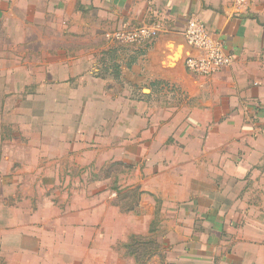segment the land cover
I'll use <instances>...</instances> for the list:
<instances>
[{
  "label": "crops",
  "instance_id": "0c3cea01",
  "mask_svg": "<svg viewBox=\"0 0 264 264\" xmlns=\"http://www.w3.org/2000/svg\"><path fill=\"white\" fill-rule=\"evenodd\" d=\"M193 17L234 57L211 78L184 67ZM152 23L163 29L148 46L105 38ZM0 95L36 103L42 141L61 145L76 142L73 127L94 118L88 111H102L95 119H110L131 142L138 121L159 123L178 105L180 142L199 144L204 126L209 142L225 143L212 156L224 154L231 191L210 201L209 246L180 264H264V0H0ZM197 153L189 157L199 175Z\"/></svg>",
  "mask_w": 264,
  "mask_h": 264
},
{
  "label": "rangeland",
  "instance_id": "374dc122",
  "mask_svg": "<svg viewBox=\"0 0 264 264\" xmlns=\"http://www.w3.org/2000/svg\"><path fill=\"white\" fill-rule=\"evenodd\" d=\"M36 105L0 95V264H138L130 242L157 251L146 264H180L209 246L210 201L231 193L224 154L212 156L224 142L204 126L199 144L180 142L178 105L159 123L138 121L135 141L93 110L73 127L76 142H43Z\"/></svg>",
  "mask_w": 264,
  "mask_h": 264
},
{
  "label": "built area",
  "instance_id": "2783aa9c",
  "mask_svg": "<svg viewBox=\"0 0 264 264\" xmlns=\"http://www.w3.org/2000/svg\"><path fill=\"white\" fill-rule=\"evenodd\" d=\"M162 29L160 23L136 28L126 25L119 30L106 33L105 38L109 42L123 46H144L157 38ZM184 36L188 45L199 52L185 62L186 70L191 75L211 78L233 64L234 57L226 51L223 43L199 18L193 17L188 21Z\"/></svg>",
  "mask_w": 264,
  "mask_h": 264
},
{
  "label": "trees",
  "instance_id": "16d2710c",
  "mask_svg": "<svg viewBox=\"0 0 264 264\" xmlns=\"http://www.w3.org/2000/svg\"><path fill=\"white\" fill-rule=\"evenodd\" d=\"M140 248H141L140 245H135L132 244L131 242L126 246L128 255L133 256L138 264H146L148 260H150V258L154 256V254H156L157 252V251H149L148 253H143L142 251H140L141 250ZM147 254L148 257H146Z\"/></svg>",
  "mask_w": 264,
  "mask_h": 264
},
{
  "label": "water",
  "instance_id": "95a60500",
  "mask_svg": "<svg viewBox=\"0 0 264 264\" xmlns=\"http://www.w3.org/2000/svg\"><path fill=\"white\" fill-rule=\"evenodd\" d=\"M159 37V36H158ZM157 37V38H158ZM157 38H155L154 40H152L151 42H149L146 46H148V45H151ZM184 38H185V36H184ZM185 41H186V44L188 45V43H187V40H186V38H185ZM189 46V45H188ZM190 47V46H189ZM191 48V47H190ZM191 49H193V48H191ZM194 50V49H193ZM199 54V52L198 51H196V50H194V54H191V55H189V56H187L186 58H185V60H184V67H185V62H186V60L189 58V57H191V56H196V55H198ZM185 69H186V67H185ZM187 71V70H186ZM188 72V71H187Z\"/></svg>",
  "mask_w": 264,
  "mask_h": 264
}]
</instances>
